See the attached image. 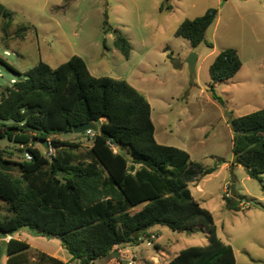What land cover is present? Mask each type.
<instances>
[{
  "label": "trees",
  "instance_id": "16d2710c",
  "mask_svg": "<svg viewBox=\"0 0 264 264\" xmlns=\"http://www.w3.org/2000/svg\"><path fill=\"white\" fill-rule=\"evenodd\" d=\"M167 2L161 11H171ZM218 16V9H210L185 20L176 37L196 49ZM2 20L8 38L14 15L0 3ZM104 26L106 34L114 33V47L129 59L132 45L111 27L107 14ZM27 29L19 28L18 35ZM0 65L20 77L0 85V140L22 145L32 155V160L12 162L0 150V200L7 205V213L0 215V237L30 228L60 240L79 264H95L116 246L141 244L157 225L182 233L203 228L208 244L184 249L168 264H236L234 248L219 237L213 214L189 189L190 182L214 174L217 167H204L187 151L160 144L144 94L125 80L92 75L80 56L57 68L41 61L26 74L1 57ZM242 66L232 48L211 65L210 91L219 103L223 100L216 84L232 79ZM87 123L99 131L92 137L84 134L92 142L86 152L74 142L51 139L74 134L75 126ZM229 124L238 156L231 171L242 165L251 179L263 183L264 109L232 118ZM41 140L55 149L50 158L34 147ZM234 197L225 200L230 210L240 211L243 201ZM7 246L8 264H65L40 253L32 263L30 245L23 241L11 240Z\"/></svg>",
  "mask_w": 264,
  "mask_h": 264
},
{
  "label": "rangeland",
  "instance_id": "374dc122",
  "mask_svg": "<svg viewBox=\"0 0 264 264\" xmlns=\"http://www.w3.org/2000/svg\"><path fill=\"white\" fill-rule=\"evenodd\" d=\"M164 1L0 0L14 15L8 38L2 33L4 21H0V57L26 74L41 61L57 68L73 56H80L92 75L132 84L152 106L156 139L160 144L187 151L193 161L204 167H217L214 174L190 182L189 189L213 214L218 235L234 248L237 264H264V184L251 179L243 166L235 167L232 172L224 165L236 161L234 132L227 113L233 118L246 115L259 109L260 103L231 100L221 94L225 87L217 91L223 104L212 97L207 85L211 79L210 66L203 57L210 52L215 26L196 49L188 40L176 37V31L185 20H194L210 9H218L220 30L225 27L230 32V48L239 49L251 69L258 62L255 59L264 54V0H250V5L258 11L256 15L241 6L243 14L251 15L242 21L233 16L229 0H169L166 6H170L171 11H161ZM106 14L111 27L130 40L133 47L129 59L114 47V33H105ZM21 27L28 29L18 35ZM191 53L202 56L195 75L186 62ZM0 74L3 87L10 85L12 79L20 78L2 65ZM198 85L208 92L201 93ZM255 96L253 93V98ZM51 139L79 144L80 152L92 146L86 135L65 134ZM34 147L47 153L39 142ZM0 150L4 158L12 162L25 160L27 152L26 147L7 139L0 140ZM13 168V175L19 177L18 168ZM232 186L237 192L234 200L243 201L244 208L240 211L230 210L225 200L227 193L232 196ZM6 209L7 205L0 200V215L6 214ZM152 230L158 234L156 242L166 252L179 253L208 244L203 228H197L192 234L160 225ZM136 252L142 256H158L156 249L146 241L136 246ZM6 254L0 239V264H6ZM173 256L171 254L170 258Z\"/></svg>",
  "mask_w": 264,
  "mask_h": 264
},
{
  "label": "crops",
  "instance_id": "0c3cea01",
  "mask_svg": "<svg viewBox=\"0 0 264 264\" xmlns=\"http://www.w3.org/2000/svg\"><path fill=\"white\" fill-rule=\"evenodd\" d=\"M229 2H231V4L233 5L234 15L233 14L232 15L238 16L237 19H239L240 21H242L244 19L248 20L249 18H251L252 14L256 15L258 13L257 9H253V7L250 5L251 4L250 0H231V1L229 0ZM236 2H238V3H236ZM241 6L249 9L251 11L250 12L251 15H246L245 13L243 14V12L241 11ZM227 8L228 7H226V9ZM220 18L221 17L219 16L214 23L215 25L214 24L212 25V26H215L213 29L212 37H211L212 42L210 43V44H212V47H210V52L207 53L205 57H203L204 62L205 61L209 62L208 65L210 67L213 64V62L215 61L216 57L223 50H226V49L232 47V46H229L230 44L228 43V38L230 36V32H228L227 29H225V27L220 30V27H219ZM233 19H234V17H233ZM226 28H228V27H226ZM231 35L233 36L232 32H231ZM0 41H1V39H0ZM129 42H130V40H129ZM252 50H253V54H255L254 48ZM237 52L239 53V56H240L242 63H243L241 70L232 79L216 84L215 90L217 92L221 87H225L223 89V91H221V94L228 97L231 100L234 98L237 100H243V102L249 103V104L250 103H260V108L252 111L251 113L256 112L262 108L264 109V54L262 57L255 59V61H258V62L254 66H252V68L250 69L247 66V64L245 63L244 59L242 58L241 52L239 49H237ZM201 57L202 56L199 55L198 63L201 60ZM198 63H197L196 71L198 70ZM13 80L16 82L17 79H12L10 83H12ZM210 83H211V79H210V82L207 83L209 88H210ZM197 87L200 88L199 85ZM200 91L203 94H206L208 92L207 90H204L201 88H200ZM253 93H255V95H256L254 98H253ZM215 101H217V100H215ZM251 113H249V114H251ZM231 114H234L233 110H231ZM246 115H248V114H246ZM242 116H245V115L241 114V116H234V117L237 118V117H242ZM232 118H233V116H232ZM155 136H156V134H155ZM224 165H225V167H228L231 169V166L233 165V163H229V164L226 163ZM241 166L242 165H235L234 169H235V167L239 168ZM263 184H264V176H263ZM201 205H202V207H204L203 204H201ZM153 233H156V232L151 229L149 231V235L150 236L155 235L156 240H157L158 234L157 233L153 234ZM0 239L3 240V247L6 250V253L8 252L7 251L8 250L7 245L11 240L23 241V242H26L27 244H29L32 263L37 262L36 255L40 253V254H45L48 257H52L54 259H57V260L65 263V264H79L77 261L73 260V255L62 245L60 240H58L56 238H48V237L41 236V235L37 234V232H35V231H31V230L25 231V229H23L19 233L15 234L13 236L0 237ZM136 246L137 245L116 246L113 249V252L111 253V255H109L108 257L97 260L95 262V264H121L122 262H123V264H124V262L126 264H128L131 261H135V264H168L170 261H172L181 252V251L179 253L166 252V250H164V248L155 241V247L154 248L156 249L158 256H156V257L150 256L149 257V256H142L138 252H136ZM157 246H158V248H157ZM171 254H174V256L170 258ZM8 259H9V256L7 253L5 256L6 264H8ZM153 261L155 263H153ZM236 264H237V259H236Z\"/></svg>",
  "mask_w": 264,
  "mask_h": 264
},
{
  "label": "water",
  "instance_id": "95a60500",
  "mask_svg": "<svg viewBox=\"0 0 264 264\" xmlns=\"http://www.w3.org/2000/svg\"><path fill=\"white\" fill-rule=\"evenodd\" d=\"M198 59H199V56L196 53H191L190 56L188 57L187 61H186L192 75H195L197 72L196 69H197ZM227 114L229 115V120H231L232 117H231L230 113L228 112ZM73 131H74L75 135H84L88 131H94V132L99 131V127L94 123H87V124L75 126ZM39 143H40V145H42V147L44 148L45 151L49 150V147H50L49 141L41 140V141H39ZM234 159H236V160L238 159L237 154H234ZM236 193H237L236 187L232 186L231 187L232 196H235ZM187 233L192 234V231L191 230L187 231Z\"/></svg>",
  "mask_w": 264,
  "mask_h": 264
},
{
  "label": "built area",
  "instance_id": "2783aa9c",
  "mask_svg": "<svg viewBox=\"0 0 264 264\" xmlns=\"http://www.w3.org/2000/svg\"><path fill=\"white\" fill-rule=\"evenodd\" d=\"M5 54H6L7 56L10 55V53H9L8 51H6ZM0 77H2L1 74H0ZM14 82H15V81L13 80L12 83H14ZM87 135H88V136H91V137L94 136V131H88V132H87ZM46 152H47V153H45V154H46L47 157H49V158L55 154V149L51 147V143H50L49 150L46 151ZM25 159H27V160H32V155H31L29 152H26V154H25ZM227 196L230 197V194L227 193ZM144 241L147 242V245H148V246H153V247H155L156 236H155V235L148 236V237H146V238L144 239ZM128 264H135V261H131V262H129Z\"/></svg>",
  "mask_w": 264,
  "mask_h": 264
}]
</instances>
